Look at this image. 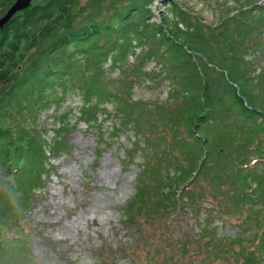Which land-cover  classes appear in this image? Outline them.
<instances>
[{
	"label": "trees",
	"instance_id": "obj_1",
	"mask_svg": "<svg viewBox=\"0 0 264 264\" xmlns=\"http://www.w3.org/2000/svg\"><path fill=\"white\" fill-rule=\"evenodd\" d=\"M14 1L0 0V16ZM153 1L88 0L78 9L79 0H32L0 29V264H17L28 250L27 220L44 187L48 157L68 145L61 135L71 128L67 114L50 143L40 113L78 92L86 125L104 113V119L115 118L116 130L132 125L136 144L147 146L140 123L147 104L131 93L138 78L149 75L143 63L148 59L155 60L160 80H167L172 102L153 105L162 125L157 139L169 135L170 148L181 157L172 160L175 182L162 183L171 201L158 208H181L179 184L185 206L225 202V214L237 227H253L251 244L205 230L204 250L217 251L207 264H223L221 257L224 264H262L264 73H255V60L264 53V0H243L229 12L223 5L215 23L178 0H161L167 7L151 21ZM108 60L118 68L116 79L105 73ZM107 103L113 112L106 111ZM135 151L129 149L127 157ZM145 188L137 187L131 203L142 201Z\"/></svg>",
	"mask_w": 264,
	"mask_h": 264
},
{
	"label": "rangeland",
	"instance_id": "obj_2",
	"mask_svg": "<svg viewBox=\"0 0 264 264\" xmlns=\"http://www.w3.org/2000/svg\"><path fill=\"white\" fill-rule=\"evenodd\" d=\"M242 1L178 0L206 23L218 20L224 12L223 5L229 12ZM87 2L79 0L77 8L83 9ZM165 7L167 4L163 5L161 0H154L151 21H158ZM135 50L139 52L140 48ZM133 57L129 54L126 63L133 64ZM143 63L149 75L138 78L131 98L147 104L140 118L149 136L147 146L143 142L136 144L139 135L132 125L116 130L115 118L104 119V113L93 127L86 125L80 118L85 103L78 92L66 95L62 102L53 103L40 113L39 124L45 129L43 137L47 142H52L65 113L64 121L71 128L61 132L67 138L66 149L48 157L50 167L45 166V184L33 200L27 220L28 250L21 252L23 257L17 264H203L205 260L207 264L217 251L204 250L205 230L222 239L240 237L251 244L253 227H237L232 217L225 214V202L215 200L185 206L181 184L175 189L181 208L171 211L172 207L158 208L171 201V194L162 183L175 182L172 160L174 156L178 160L181 157L170 148L169 135L157 139L162 125H157L159 119L153 105L172 104L167 99V80H160L155 60ZM255 66L256 74L264 73V53L256 57ZM104 68L111 79L120 74L110 60ZM105 106L106 111H114L111 103ZM152 121L155 127L149 124ZM138 145L144 150H138ZM133 148L137 151L127 157L126 153ZM4 155L0 153V157ZM2 186L0 183V190ZM138 186L146 187L145 194L142 201L131 203ZM218 260L226 263L222 257Z\"/></svg>",
	"mask_w": 264,
	"mask_h": 264
},
{
	"label": "water",
	"instance_id": "obj_3",
	"mask_svg": "<svg viewBox=\"0 0 264 264\" xmlns=\"http://www.w3.org/2000/svg\"><path fill=\"white\" fill-rule=\"evenodd\" d=\"M32 0H15L0 16V29L10 20V18L18 11L28 7Z\"/></svg>",
	"mask_w": 264,
	"mask_h": 264
}]
</instances>
